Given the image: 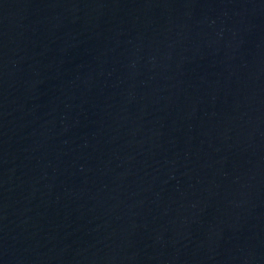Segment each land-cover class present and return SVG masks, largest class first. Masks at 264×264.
Masks as SVG:
<instances>
[{
	"label": "water",
	"instance_id": "obj_1",
	"mask_svg": "<svg viewBox=\"0 0 264 264\" xmlns=\"http://www.w3.org/2000/svg\"><path fill=\"white\" fill-rule=\"evenodd\" d=\"M0 264H264V0H0Z\"/></svg>",
	"mask_w": 264,
	"mask_h": 264
}]
</instances>
